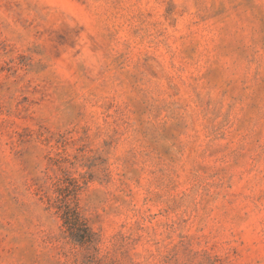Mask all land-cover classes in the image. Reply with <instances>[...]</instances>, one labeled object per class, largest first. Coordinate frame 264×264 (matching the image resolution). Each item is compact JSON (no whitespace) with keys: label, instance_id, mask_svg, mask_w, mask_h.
<instances>
[{"label":"rangeland","instance_id":"1","mask_svg":"<svg viewBox=\"0 0 264 264\" xmlns=\"http://www.w3.org/2000/svg\"><path fill=\"white\" fill-rule=\"evenodd\" d=\"M0 264H264V0H0Z\"/></svg>","mask_w":264,"mask_h":264}]
</instances>
